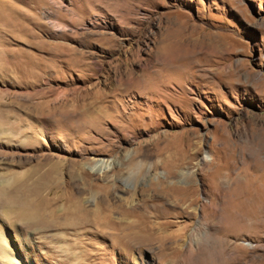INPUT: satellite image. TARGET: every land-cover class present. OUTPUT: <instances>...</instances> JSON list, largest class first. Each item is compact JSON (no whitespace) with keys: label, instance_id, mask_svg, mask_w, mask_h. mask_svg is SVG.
Segmentation results:
<instances>
[{"label":"rangeland","instance_id":"374dc122","mask_svg":"<svg viewBox=\"0 0 264 264\" xmlns=\"http://www.w3.org/2000/svg\"><path fill=\"white\" fill-rule=\"evenodd\" d=\"M14 175L10 264H264V0H0Z\"/></svg>","mask_w":264,"mask_h":264},{"label":"bare ground","instance_id":"6f19581e","mask_svg":"<svg viewBox=\"0 0 264 264\" xmlns=\"http://www.w3.org/2000/svg\"><path fill=\"white\" fill-rule=\"evenodd\" d=\"M185 157H183V159ZM207 158H208V156H207ZM178 161H179V158H178ZM181 161H183V160H181ZM48 162H50V161H48ZM95 165H99V167H101V168H103V167L104 168H109V166L111 165V163H109V161H106V160H103L102 159V160H99V161L98 160L95 161ZM20 177L21 176H19V175H14L11 179L3 180L0 183V197L6 196V194L7 195H12V197H10V200L11 201L15 202L16 200H21V202H25V204H26L25 205L26 206L25 209L28 208L26 210H28L29 213L33 214L34 216H37V212L36 211H32L33 209L35 210L37 208V206H36V204H35L34 201L27 200L23 196H20V198H19V197H16V194L14 195L13 193L12 194H9L8 193V191H9L10 188H8L7 186L9 185V183L16 182L18 179H20ZM57 177H58V175H57V168L56 167H53L50 170L41 172L40 173V176L37 178V180L35 182H33L30 186H27L26 188L23 187V188H25V190L27 191V194L29 193L30 195L32 194V195H36V196H39V197H43L44 195H46L48 193V191L50 192V191L55 190V189L57 190V189H59L61 187L62 180L59 179V178H57ZM74 182H75V179L73 177V180L71 179V182H69V185H70V187H72V188L75 189V187L73 186L74 185ZM14 190H17L18 191V187H16V189H14ZM184 196H186V195H184ZM185 199H187V197H185ZM22 208H23V206H22ZM25 209L23 210L24 211L23 214H26V213L28 214V212ZM36 219H37V217H36ZM144 223H145V226L142 229H143V231H147V221H144ZM5 243H6V239L3 236V233L0 231V260H6L7 263L10 264V263H12V261L13 262L15 261V258H14L15 256L13 255L14 256L13 257L10 254L9 249L7 248V246L4 245Z\"/></svg>","mask_w":264,"mask_h":264}]
</instances>
